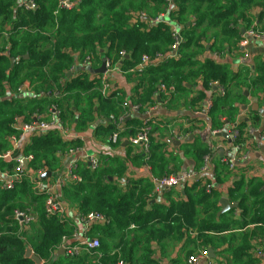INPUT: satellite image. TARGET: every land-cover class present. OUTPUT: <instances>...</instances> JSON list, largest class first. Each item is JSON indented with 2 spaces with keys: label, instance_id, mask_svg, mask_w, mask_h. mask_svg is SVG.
Returning a JSON list of instances; mask_svg holds the SVG:
<instances>
[{
  "label": "trees",
  "instance_id": "1",
  "mask_svg": "<svg viewBox=\"0 0 264 264\" xmlns=\"http://www.w3.org/2000/svg\"><path fill=\"white\" fill-rule=\"evenodd\" d=\"M33 1L35 11L18 8V0H0V38L8 34L0 46L1 152L9 148L7 138L16 132V119L32 121L53 105L61 109L63 121L76 127L75 131L83 133L93 127L97 139L109 140L115 131L114 121L124 113L122 104L129 102L127 95L119 84L112 83L111 76L108 83L113 90L103 96L101 79L80 64L91 57L95 69L110 60L118 64L122 76L132 79L124 73L143 55L154 58L170 53L174 44L171 25L181 33L179 57L132 79L135 86L130 103L142 108L164 104L167 95L159 91L162 85L174 90L167 97L171 108L183 102L192 106L191 110L199 108L209 98L214 83L224 86L226 95L211 94L213 108L207 125H200L202 119L186 116L192 126L183 131L193 135L190 143L170 149L166 137H152L149 154L137 151L140 162H133L148 163L159 177L182 171L187 160L195 161L199 169L209 149L196 130L206 127L211 133L221 130L226 122H237L236 142L244 145L252 138L247 130L263 123L264 58L252 69L242 67L238 72L222 58L224 51L238 46L242 29L248 30L254 21L264 29V0H173V8L168 0H73L76 5L72 10H59L58 0ZM163 13H167V20L150 24V19ZM214 53L219 58L212 57ZM11 59L16 60L13 68ZM72 68L75 70L68 77ZM192 91L195 95L189 101L181 100ZM245 92L252 93L262 109L248 108L241 119V107L249 100ZM132 123L131 118L125 124ZM158 130L164 133L155 126L154 132ZM82 145L80 139L63 141L56 130L30 138L22 153L33 155L34 160L25 176L15 181L13 190L0 191V264H36L26 257L28 249L42 264H161L157 253L163 256L170 246L177 245L192 249L185 261L174 259L171 264H184L202 249L224 255V264H264L255 256L256 247L264 245V176L234 181L226 197L238 208L218 218L222 209L219 186L230 174L224 165L217 163L210 192L198 182L186 186L176 199L166 192L161 197L154 194L148 178L128 173L127 160L134 151L131 147H125L127 158L102 157L97 171L80 164L82 182L71 181L60 188V199L70 208L107 218L105 224L94 225L92 232L100 240L103 257L95 260L83 254L56 259L64 237L71 236L74 229L58 216H46L44 197L33 191L30 174L40 169L60 172L68 148ZM14 165L0 159V172ZM166 196L167 201H162ZM28 207L38 213V220L19 233L14 212Z\"/></svg>",
  "mask_w": 264,
  "mask_h": 264
},
{
  "label": "built area",
  "instance_id": "2",
  "mask_svg": "<svg viewBox=\"0 0 264 264\" xmlns=\"http://www.w3.org/2000/svg\"><path fill=\"white\" fill-rule=\"evenodd\" d=\"M172 7L173 0H168ZM76 3L73 0H58V9L72 10ZM18 8L28 11H35L37 5L33 0H18ZM167 20V13H163L154 19H150V24H158ZM244 30V31H243ZM171 32L174 38V44L171 46V51L167 55L157 54L154 58L143 55L140 62L128 72L124 73L131 77L141 76L148 68L157 66L169 59H175L179 57L180 44L182 42L181 33L178 27L171 25ZM256 44L264 49V29L259 25L258 21H254L248 30L242 29V34L238 44V54L240 62L243 65H247L249 68L251 61V48ZM121 56H125L122 52ZM212 57L219 58V55L214 53ZM106 62V73L98 76L102 82L101 93L103 96H107L113 90V85L108 83L109 78L114 73H123L118 64H112L110 60ZM80 67L84 70L91 72L92 58L86 57L80 64ZM74 68L69 73L71 75L74 72ZM216 88V95L221 97L226 95V89L224 86L218 83L213 84V89ZM159 91L165 93V95L173 92V88L168 90L165 85L159 87ZM161 103L157 102L150 108H142L140 105H133L130 102L122 104L124 113L114 121L115 131L109 139L111 145H120L123 142L128 143L134 147H139L145 154H149L151 139L154 136V127L160 126L166 128L169 134V143L171 149L173 143L178 141L183 143L189 135L183 130L192 126L191 121L188 118L181 117H166L167 121H164L157 117V113ZM213 108V98L209 97L199 108L192 111V115L195 118L204 120L209 119V115ZM134 114H139L141 117V124L135 130L133 134H128L130 129L126 126V122L132 118ZM241 116L239 118H243ZM237 122H226L225 126L221 130L212 131L211 136H216L220 133H227L231 143V150L220 159L222 165H224L228 171L235 172L239 168L244 169L246 173V179H252L254 177V171L251 168V144L254 141L258 142V145L264 146V121L261 126L251 127L247 130V135L252 137L245 145H240L236 142V138L239 135L235 129ZM14 127L16 132L8 138L10 147L4 151H0V159L13 162L15 165L11 170H4L0 172V191H11L15 187L16 180H22L25 176L28 164L34 160L33 155H24L22 150L27 146L31 137L36 135L41 136L50 131H58L63 141H72L80 139L83 145L81 147H70L64 153L63 159L67 162L66 166L60 172L52 174L51 178L43 180V175L46 170L40 169L30 174V180L33 185V191L44 197V209L47 217L58 216L62 222L70 224V212L71 208L66 205L58 196V190L64 187L71 181L82 182V178L78 174L79 165L81 162L87 164L90 170L97 171L102 166V161L93 155H89L86 152L84 146V138L77 136L73 133L71 126L64 122L62 119L61 109L57 105L51 106L49 111L40 116L34 117L32 121L24 122L20 119L15 120ZM181 129V130H180ZM81 155L79 158L78 156ZM212 155L213 150L209 148L208 153L204 157L203 164L198 170L193 171H180L171 173L166 176L157 177L152 176L151 182L156 194H162L165 191L172 189H179L184 186H192L194 183L201 182L202 186L210 192L213 190L215 183V169L212 167ZM148 159V158H147ZM14 218L19 227V233L30 227L31 224L38 220L37 212H31L29 210L22 211L20 209L14 212ZM75 218L78 220L80 227L73 225V234L68 237H64L61 248L64 250V255L70 258L80 257L83 254H88L94 259L100 260L103 256L100 253L101 243L98 237L92 235L93 226L99 224H105L107 218L104 215L98 213H90L84 215L76 213ZM72 226V225H71ZM255 256L264 262V245L258 246L255 249ZM118 264H124L119 262ZM185 264H224L221 258L217 256L215 259L210 258L208 249H202L194 256L190 257Z\"/></svg>",
  "mask_w": 264,
  "mask_h": 264
},
{
  "label": "crops",
  "instance_id": "3",
  "mask_svg": "<svg viewBox=\"0 0 264 264\" xmlns=\"http://www.w3.org/2000/svg\"><path fill=\"white\" fill-rule=\"evenodd\" d=\"M256 11H255V13L258 12V11L257 12ZM6 37H8V34L3 33V35L0 38V46H2L3 40L6 39ZM224 52H225V55L222 58V62L224 64H228L230 66V68L234 72H238L242 67L249 68L247 65H243L240 62L239 54H238V46L234 47V48H232L230 50L224 51ZM263 58H264V49H262L261 47H259L256 44H253L252 48H251V61H250V66L251 67L249 69H252L253 65L254 66L257 65V63L260 60H262ZM95 69H97V68H95ZM132 79L133 80L137 79V77H133ZM132 79H127L125 76H122V73H119V72L114 73L112 75V83L116 84V85L119 84V88H121L124 91V93L127 95V99H128L129 102L130 101L132 102L133 98H131L130 95H132L134 93V86H135L131 82ZM188 87L190 88V85H188ZM213 92H215L214 89L211 91V93H209V97L212 96L211 94ZM248 94H249L248 97H247L249 99L248 100V105L245 106V107H248V108L251 109L252 107L254 108V105H257L258 106V110L262 109L261 106L264 107L263 100L261 101V102H263V104L260 106L258 101L256 100V98L252 95V93L248 92ZM194 95H195V93H194ZM194 95H193V91H192V92L189 93V95L185 94L181 98V100H186L187 99V101H189ZM170 96H171L170 94L167 95V97H170ZM167 97H166L165 103L161 104V107L159 108V111L157 113V117L158 118H160V119H162L164 121H167L166 117H171V118L172 117H181V118L185 117L186 118V116H189V115H191L193 117V115H192V111L193 110H191L192 106H190L188 104H185L183 102V103L180 104V106H176L174 108H171L169 106V104H168L169 99ZM173 106H175V104ZM255 109H256V107H255ZM241 110H242V107H241ZM242 112H243L242 116L244 118L246 111L242 110ZM138 119H139L140 122H139V125H136L135 122H137ZM132 120L134 121V123H132L130 126H128L130 131L136 130L138 128V126H140V124H141V117H140L139 114H134L132 116ZM135 120H137V121H135ZM202 120L205 123L202 122L200 125H202V126H203V124L207 125V122L209 121V119L208 120L202 119ZM205 128H203L201 130L198 129V130L195 131V133H198L199 135H202L203 136V141L207 142L208 149L211 148L213 150L212 162L211 163H212V167L215 169L216 166H217V163L221 164L220 159L222 157H224V155L229 153V151L231 150V143L228 140L224 139L223 137H216V136L213 137V136H211L210 133H209V130L206 131ZM71 129H72V131H73V133L75 135L81 136V137L84 138V146L86 147L87 154L96 156L100 160H101L102 157H105L106 155H112V156H119V157L127 158V156H126L127 148H125V147H129V148L131 147V148L134 149V151L132 153H129V159L127 160L128 161V165H129L128 173L130 174V176L135 177V178L146 177L150 181H151V177L155 176L151 172V167L148 165V163H145L143 165H139V164L136 165L134 163V162H137V163L140 162V159H138L137 156L135 155V153L137 151L141 150L139 147H134L132 145L126 144V142H123L120 145H111L109 143V140L102 141L100 139H97L94 136L93 127L90 130L85 131L83 133L78 132L77 130L75 131L76 127H74V126L73 127L71 126ZM160 129L164 130V133H160L159 130H158V131L155 132L153 137H155L156 139H162V138L166 137L168 139L169 138L168 130L166 128H161V127H160ZM9 137L10 136H8V138ZM8 138H7V141H8ZM188 138L183 143H181V146L185 142H187ZM190 142H187V143H190ZM245 144H246V142L244 143V145ZM8 145L10 147L9 141H8ZM251 146H252V147H250L251 159H252L251 168L254 171V176H261V175L264 176V146L260 145V144L258 145V142H256V141H254V144H251ZM173 148L177 149L179 147H175L173 145ZM78 157L80 158L81 155H79ZM133 160H134V162H133ZM146 161H147V158H146ZM66 164H67V162L64 161L63 167H65ZM80 164H84V163L81 162ZM220 169H221V166H220ZM181 170L182 171H193V170H198V168L196 167V162L195 161L187 160L186 164L184 165V167H182ZM157 177H159V176H157ZM221 177H223V176L221 175ZM241 177L244 178L246 181L250 180V179H246L247 178L246 177V173H245L244 169H242V168H239L234 173L230 172L228 177H224V181H225L224 185L223 186H219V189H221V192H222L221 193L222 197H226L227 190L234 185V181H236L237 179H239ZM185 188H186V186L185 187H181L179 189H172L170 191H165V192L169 193L168 195H171V197L173 199H176L179 193L184 192L183 190ZM153 191H154V187H153ZM165 192H163L162 194H156L154 192V194L157 195V196H161L162 197ZM60 193H61V191L59 189L58 190L59 198H60ZM167 197L168 196L163 197V198H161V200L166 202L167 201ZM69 212H70V218H69L70 225H72V227H73V225H75V227H78V226L80 227V224H79L78 220L75 218V214L78 211L76 209H74V208H71V211H69ZM189 249H192V247L190 246L187 249H185V248H181L179 245L174 246V247L170 246L168 251H167V253L165 255L161 256V253L158 252L157 253V259H158V261L161 264H171L172 260H174V259H179L181 261H185L187 259V258H185L186 254L189 251ZM214 252H215V250H214ZM215 255L218 258H221L222 262H223V259L225 257L224 255H217L216 252H215Z\"/></svg>",
  "mask_w": 264,
  "mask_h": 264
},
{
  "label": "water",
  "instance_id": "4",
  "mask_svg": "<svg viewBox=\"0 0 264 264\" xmlns=\"http://www.w3.org/2000/svg\"><path fill=\"white\" fill-rule=\"evenodd\" d=\"M27 58L28 57L26 56L25 59H27ZM15 64H16V60L15 59H11V67L12 68L15 66ZM106 70H107L106 69V62L103 61L102 65L99 68H97V69L91 70V73L93 75H95V76H100V75L105 74L106 73ZM70 76H71V73L68 74V77H70ZM214 90L216 91V88H214ZM248 95H249L248 92H245V96L248 97ZM255 107H256V109H255ZM251 109L256 111V110H258V106L257 105H254V108L252 107ZM242 110L243 111H247L248 110V107H245L244 106V107H242ZM216 137H223L224 139H226V140H228L230 142L229 136L225 132L220 133V134H217ZM192 139H193V136L191 135L188 138L187 142H190ZM126 144H128V143H126ZM173 145L175 147H180L181 146V143L178 142V141H176V142L173 143ZM51 176H52V173L49 172V171H47L43 175L42 179L43 180H46L48 178H51ZM220 205H221L222 209L218 213V218L221 215H223L225 213H228V212H230L232 210H237V208H238L237 204L230 203V201L226 197H222L220 199ZM208 251H209L210 258L215 259L216 255H215L214 250L213 249H208ZM60 256H64V250L63 249H60L57 252V254L55 255V258L58 259ZM26 257L29 258V259H31V260H33L36 264H42V261L40 260V258L38 256H36L35 254H33V252L31 251V249H28L27 250Z\"/></svg>",
  "mask_w": 264,
  "mask_h": 264
},
{
  "label": "rangeland",
  "instance_id": "5",
  "mask_svg": "<svg viewBox=\"0 0 264 264\" xmlns=\"http://www.w3.org/2000/svg\"><path fill=\"white\" fill-rule=\"evenodd\" d=\"M261 27H262V25H261ZM262 28H263V27H262ZM26 210H29V211H31V212H33V211L36 212V211H35L33 208H31V207H30V208L28 207ZM26 210H25V211H26ZM37 214H38V213H37ZM38 216H39V215H38ZM93 259H94V258H93ZM95 260H96V259H95ZM95 260H94V261H95Z\"/></svg>",
  "mask_w": 264,
  "mask_h": 264
}]
</instances>
